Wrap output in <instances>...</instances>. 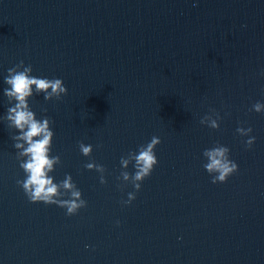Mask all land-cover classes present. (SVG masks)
I'll use <instances>...</instances> for the list:
<instances>
[{
    "label": "water",
    "instance_id": "1",
    "mask_svg": "<svg viewBox=\"0 0 264 264\" xmlns=\"http://www.w3.org/2000/svg\"><path fill=\"white\" fill-rule=\"evenodd\" d=\"M21 59L67 87L30 103L53 121L54 175L87 204L66 216L30 203L0 122V264H264V113L250 111L264 101V0H0V74ZM210 109L216 129L199 123ZM152 135L158 163L122 205L119 157ZM214 141L238 164L222 183L202 167Z\"/></svg>",
    "mask_w": 264,
    "mask_h": 264
},
{
    "label": "clouds",
    "instance_id": "2",
    "mask_svg": "<svg viewBox=\"0 0 264 264\" xmlns=\"http://www.w3.org/2000/svg\"><path fill=\"white\" fill-rule=\"evenodd\" d=\"M196 3V0H193ZM3 87L0 88L6 101L5 110L0 113V122H4L10 129L9 138L12 148L15 150L14 157L19 169L23 172V178H17L15 183L22 189L30 203H43L56 205L64 209L66 216L74 215L79 209L86 206L87 201L82 197L81 189L77 186L70 173L65 172L63 178L54 175L55 168L60 164V155L53 154L52 141L54 131L53 121L46 115L47 108L42 107L37 115L30 100L34 95L43 96V100H59L66 94L67 87L60 77L34 75L32 65L19 60L4 70L2 74ZM210 116L206 112L199 119L201 125L211 129L219 127L221 116L215 109ZM250 111L264 113V101L256 100L251 104ZM235 132L242 138L245 148H250L255 136L250 135L251 126H240L237 123ZM160 143V137L152 135L143 144L137 145L135 150H128L119 157L120 171L116 180L122 184L131 185V191L126 192V198L121 199L122 205L130 204L136 197V192L141 188V182L149 176L153 167L158 163L155 153L156 145ZM81 155L90 157L93 145L83 141H77ZM230 149L227 145L214 141L210 147L202 150V167L209 174L212 183L224 182L232 173L238 170V164L230 158ZM131 165L132 171H129ZM83 167L87 170H95L98 174L99 183L104 184L105 166L93 159L84 162ZM117 226L120 220L114 222ZM180 237H177L179 239ZM88 245L85 244V248Z\"/></svg>",
    "mask_w": 264,
    "mask_h": 264
}]
</instances>
